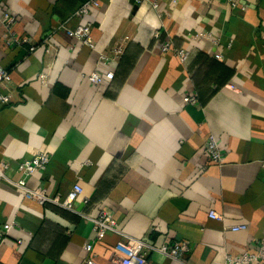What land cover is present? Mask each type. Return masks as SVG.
Returning <instances> with one entry per match:
<instances>
[{
	"label": "crops",
	"instance_id": "obj_1",
	"mask_svg": "<svg viewBox=\"0 0 264 264\" xmlns=\"http://www.w3.org/2000/svg\"><path fill=\"white\" fill-rule=\"evenodd\" d=\"M85 1L0 0V12L15 18L14 35L35 45L7 46L0 25V65L10 74L0 85L10 98L0 104L5 175L18 179L17 163L43 151L49 162L26 178L28 188L50 197L76 182L82 188L67 210L0 179V231L14 223L0 242V264H83V245L94 240L88 217L100 210L154 246L189 242L181 261L147 252L145 264H225L226 255L254 250L264 236V0H159L158 9L99 0L73 16ZM85 23L94 48L64 33ZM198 33L211 38L192 39ZM125 36L121 57L100 65L99 54ZM176 49L188 51L183 64ZM91 73L101 82H90ZM190 94L196 105L183 102ZM209 134L219 164L205 152ZM211 210L222 220L209 218ZM233 224L246 228L231 231ZM119 239L107 233L94 242L97 264H112Z\"/></svg>",
	"mask_w": 264,
	"mask_h": 264
},
{
	"label": "built area",
	"instance_id": "obj_2",
	"mask_svg": "<svg viewBox=\"0 0 264 264\" xmlns=\"http://www.w3.org/2000/svg\"><path fill=\"white\" fill-rule=\"evenodd\" d=\"M99 0H87L83 2L75 11L73 16L82 17L84 14L88 13L91 7H97ZM135 4L140 5L142 3H148L153 9H158L159 0H133ZM230 6H234L237 0H224ZM175 3L176 0H171ZM15 21V18L7 11L0 12V25L3 26L9 37L5 44L7 46L13 45H27L28 51H33L35 45L30 43L29 39L25 36L16 37L11 30V27ZM63 28V26H60ZM66 36L74 38L80 41L82 44L89 48H94V41L91 37V25L90 23H85L77 25L73 29L63 28ZM211 38L210 34L198 33L195 34L192 39L198 40L201 38ZM153 38L155 40H160V50L162 52L169 51L172 48V44L169 39H161V32L155 30L153 32ZM128 42V37L125 36L118 45L112 47L109 53L101 52L99 54V64L107 66L110 62H116L124 52V47ZM213 44H218L217 40L212 41ZM43 43H48V39H44ZM49 52V49H45ZM174 55L180 63H184L188 57V51L185 49L174 50ZM216 59H220V54H215ZM45 74L41 73L39 75L40 80L45 79ZM105 76L108 79L113 77V72L107 71ZM88 80L92 83L101 82V77L97 73H91L87 76ZM10 82L9 72L0 65V85ZM10 98L8 95H0V104H8ZM183 102L191 105L197 104V98L194 94L187 95L183 97ZM205 152L212 163L219 164L221 162V151L218 147L217 141L214 135L209 134L205 143ZM50 156L48 153L43 151H37L30 159L19 161L17 163V173L19 174L18 179L12 180L5 175V171L9 167L8 161H0V179H4L11 186L19 189L23 192L25 198L33 200L39 204H44L46 202L54 203L61 206L67 210H73V204L78 200L82 193V188L79 183H74L72 187L67 191V193L60 197L55 195L50 197L45 189L37 187L35 189H30L26 185V178L36 172L43 171L48 162ZM87 199H84V203ZM208 217L211 219H216L221 221L222 216L211 210L208 212ZM92 223V231L94 232V240L84 243L83 249L86 252V258L83 264H97L96 263V253L93 251V244L95 241L102 240L107 233H115L120 236V239L115 242L112 250L109 254V260L112 264H145L147 252H155L161 254L171 260L181 261L184 255L190 250L189 242L186 240L174 241L168 244H163L160 246H154L149 244L142 239L132 237L125 234L119 228L117 222L113 217L105 210H100L95 217H88ZM14 223H5L2 225L0 231V242L3 240L4 234H6L12 227ZM231 231L244 230L246 228L245 224H233L228 227ZM21 241H18L20 243ZM257 261L264 262V236L261 237L257 247L254 250L243 251L237 255H226L225 264H251Z\"/></svg>",
	"mask_w": 264,
	"mask_h": 264
},
{
	"label": "water",
	"instance_id": "obj_3",
	"mask_svg": "<svg viewBox=\"0 0 264 264\" xmlns=\"http://www.w3.org/2000/svg\"><path fill=\"white\" fill-rule=\"evenodd\" d=\"M129 1H130V3L133 5V7H136V4L134 3L133 0H129Z\"/></svg>",
	"mask_w": 264,
	"mask_h": 264
}]
</instances>
